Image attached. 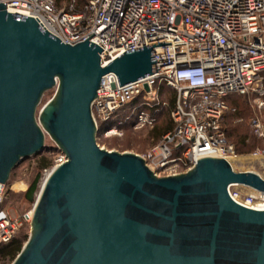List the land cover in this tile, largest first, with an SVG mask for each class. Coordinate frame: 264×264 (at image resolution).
<instances>
[{
  "label": "water",
  "instance_id": "obj_1",
  "mask_svg": "<svg viewBox=\"0 0 264 264\" xmlns=\"http://www.w3.org/2000/svg\"><path fill=\"white\" fill-rule=\"evenodd\" d=\"M88 39L65 44L0 3V182L46 148V134L66 155L25 193L35 203L31 234L12 264H264V210L228 192L264 193L259 174L207 156L157 176L141 155L100 146L92 105L103 76L122 86L157 68L153 44L102 66L103 49Z\"/></svg>",
  "mask_w": 264,
  "mask_h": 264
},
{
  "label": "built area",
  "instance_id": "obj_2",
  "mask_svg": "<svg viewBox=\"0 0 264 264\" xmlns=\"http://www.w3.org/2000/svg\"><path fill=\"white\" fill-rule=\"evenodd\" d=\"M0 3L10 13L33 17L65 44L94 34L88 40L103 49L102 66L153 44L157 72L122 86L114 73L103 76L92 105L97 142L120 136L128 122L137 128L153 124L167 104L160 97L166 87L175 93L174 126L142 155L157 176L186 172L207 156L239 158L224 124L227 98L264 96V0H89L81 9L75 0L61 8L55 0ZM249 125L264 140L263 118L253 116ZM65 160L61 151L55 166ZM52 169H44L43 181ZM11 185L0 182V246L30 229L34 215V202L18 214L7 207ZM238 186H229L233 200L264 210L263 192L241 194Z\"/></svg>",
  "mask_w": 264,
  "mask_h": 264
},
{
  "label": "rangeland",
  "instance_id": "obj_3",
  "mask_svg": "<svg viewBox=\"0 0 264 264\" xmlns=\"http://www.w3.org/2000/svg\"><path fill=\"white\" fill-rule=\"evenodd\" d=\"M68 2L69 0H61L58 6L60 8L67 7ZM55 94L56 88H52L44 93L41 103L37 108V119L43 107ZM161 96L163 100H166V98L168 100V93L166 94L163 92L160 97ZM261 102H264V96L260 98L255 93L235 96V104L238 110L236 114L229 115L228 120L229 140L237 145L240 152V154H238L239 158L234 161L236 171H251L264 178V140L252 136L249 125V121L253 116L259 115L264 119V105L260 106ZM160 112L161 113L157 116L153 124L146 125L142 128L135 127L134 122H128L123 126V131L120 136L100 138L98 140L100 146L108 150L131 152L141 156L144 155L159 142L161 137L159 139L156 136L172 121L169 106H165ZM244 137H246V140L245 143H242L241 139ZM257 148L260 149L256 151ZM60 154L61 150L52 138L46 134V148L39 154L24 159L18 167L13 170L9 182L12 184V187L15 184H19V186L17 189L12 188L15 191L10 192L7 200V207L17 214L28 209L31 204H33V202L28 201L25 197L29 185L35 179L36 175L41 173L42 179L39 183L40 188L44 178V169L38 167L39 160L42 157L47 158L52 163V166H48L49 168L47 167L46 169H52ZM24 186H26L25 189H23ZM39 188L36 194H38ZM236 190L241 194L249 193L247 187L243 185L236 187ZM30 234L31 231L29 228L22 229L18 233V237L22 239V248L28 241ZM14 260L6 261V264H12ZM1 263H3L2 260H0V264Z\"/></svg>",
  "mask_w": 264,
  "mask_h": 264
},
{
  "label": "trees",
  "instance_id": "obj_4",
  "mask_svg": "<svg viewBox=\"0 0 264 264\" xmlns=\"http://www.w3.org/2000/svg\"><path fill=\"white\" fill-rule=\"evenodd\" d=\"M60 1L61 0H55L57 6L60 4ZM75 1H76V7H77V9H81L82 7H84V5H86V3L89 0H75ZM163 92L166 93V94L168 93L169 96H168V100L166 98L167 104L161 106V110L160 111H162V109L165 106H169V109L171 111L172 108H173V106H174V102H175V93H174V91H172V90H170V89H168L166 87H163ZM235 96H238V95H231V96H229L227 98V103H228V105L230 107V110L227 112V114L225 116L224 124H225V128H226V134H227L228 141L230 143L234 144L235 149H236V153L237 154H240L237 145L235 143H233L232 141L229 140V120H228V117L231 114H236L237 113V110H238L237 107H236V104H235ZM160 113L161 112H159V114ZM159 114H158V116H159ZM173 126H174V123H173V121H171L170 123L167 124V126L161 132H159V134L156 137L160 139V137H162V135L165 132L171 130L173 128ZM250 130H251L252 136L257 137L253 133L251 127H250ZM245 140H246V137L242 138L241 139L242 143H245ZM259 149L260 148H257L256 151L259 150ZM263 150H264V148H263ZM48 166L51 167L52 166V163L47 158L42 157L39 160L38 167L40 169H46ZM27 228H28V226L24 227L23 229H27ZM21 249H22V239L19 238L18 237V234H17L16 237L11 242H9L8 244H5V245L0 246V260L3 261V263H1V264H6V261H12V260H14L17 257V255L20 253Z\"/></svg>",
  "mask_w": 264,
  "mask_h": 264
},
{
  "label": "bare ground",
  "instance_id": "obj_5",
  "mask_svg": "<svg viewBox=\"0 0 264 264\" xmlns=\"http://www.w3.org/2000/svg\"><path fill=\"white\" fill-rule=\"evenodd\" d=\"M234 161H236V159H229V162L231 163L233 169L236 170V168H235V166H234ZM50 173H51V172H50ZM50 173L48 174V176L50 175ZM48 176H47V177H48ZM47 177H46V178H47ZM46 178H45V180H46ZM45 180H44V181H45ZM44 181L42 182V184L44 183ZM42 184H41V186H42ZM18 186H19V184H15V185H13V187H12V185H11V188L17 189ZM25 187H26V186H24L23 189H25ZM247 189H248L249 193H255V191H256L255 189H252V188H250V187H247Z\"/></svg>",
  "mask_w": 264,
  "mask_h": 264
}]
</instances>
